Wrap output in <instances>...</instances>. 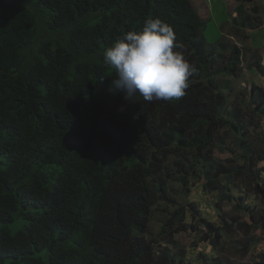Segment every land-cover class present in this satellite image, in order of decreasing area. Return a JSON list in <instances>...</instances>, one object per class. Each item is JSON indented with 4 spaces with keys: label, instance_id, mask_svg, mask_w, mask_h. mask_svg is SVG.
<instances>
[{
    "label": "trees",
    "instance_id": "16d2710c",
    "mask_svg": "<svg viewBox=\"0 0 264 264\" xmlns=\"http://www.w3.org/2000/svg\"><path fill=\"white\" fill-rule=\"evenodd\" d=\"M206 1L0 0V264H264V85L230 87L241 52L204 37ZM157 17L197 72L179 99L126 101L104 51ZM194 182L234 212L202 217Z\"/></svg>",
    "mask_w": 264,
    "mask_h": 264
},
{
    "label": "clouds",
    "instance_id": "9594fccd",
    "mask_svg": "<svg viewBox=\"0 0 264 264\" xmlns=\"http://www.w3.org/2000/svg\"><path fill=\"white\" fill-rule=\"evenodd\" d=\"M103 63L115 69L112 84L129 102H137L138 96L147 102L179 99L185 95L189 77L197 72L172 27L158 17L147 19L141 31L118 38L104 51ZM200 244L211 250L208 243Z\"/></svg>",
    "mask_w": 264,
    "mask_h": 264
},
{
    "label": "rangeland",
    "instance_id": "374dc122",
    "mask_svg": "<svg viewBox=\"0 0 264 264\" xmlns=\"http://www.w3.org/2000/svg\"><path fill=\"white\" fill-rule=\"evenodd\" d=\"M206 3L209 6V9L207 8V10L204 12L199 10L198 6L196 7V9L199 10L202 15L205 14L203 17L206 18V21H208V18H210L204 31V37L208 41H213L217 40L218 38H222V36L225 34L224 40H226V42H230L229 46H227L226 51L224 52L225 58L229 56L232 45H235L241 52L240 61H237L238 63H236L234 66L235 71L238 73L237 78L230 77L232 74L228 73V77H230L229 79L232 81V85H230V87L235 86L237 88L238 86L243 85L249 86L253 82L259 85H264V77L260 76L261 73L259 74L256 70L251 69L253 68L252 62L256 57L260 58V64L262 67H264V21L259 27H249L246 25L248 37L243 36V34H240L239 36L226 35L228 34L226 33L227 31H222L220 29V24L224 23L225 21H229L230 16L233 15L236 9H238V7L241 5L242 9H248L250 13H254V15L260 9L261 13L258 15L263 16L264 0H207ZM256 6L259 7V9L254 11V7ZM243 13L248 15V12L245 10H243ZM247 31L244 33H247ZM226 62L227 59L224 60L223 64ZM220 77H218V80L221 82L227 80L226 76L224 75H220ZM233 98L234 97L231 95L229 99L232 100ZM246 114L249 116L248 112H246ZM253 118L257 120L256 116H253ZM218 133H223V129L219 130ZM253 140L255 141L256 138ZM231 191H233V194L238 193L237 189H231ZM190 195L192 198L196 199V209L204 218L218 220L222 217V215H229L234 212L233 209L227 204L216 207L213 204L215 201L212 200L213 198L211 199V195H203L202 191L200 190L199 182L193 183ZM249 201H251V206L254 207L255 210L264 208V197L252 199L251 196ZM156 218H153L152 221H150L151 229L154 227L156 229L159 228L160 223ZM254 232H258V230L255 229ZM257 240L258 242L256 248L253 249V253L258 252L261 248H264V245L262 244L264 241L261 242V240ZM188 250L190 252H187V259L193 262L198 251H203L205 254H208L210 248L205 244H200L197 248Z\"/></svg>",
    "mask_w": 264,
    "mask_h": 264
}]
</instances>
